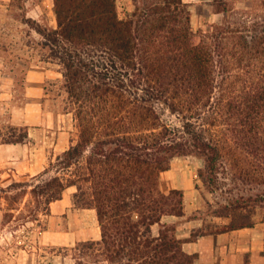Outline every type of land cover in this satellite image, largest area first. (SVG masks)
<instances>
[{
  "label": "trees",
  "instance_id": "trees-1",
  "mask_svg": "<svg viewBox=\"0 0 264 264\" xmlns=\"http://www.w3.org/2000/svg\"><path fill=\"white\" fill-rule=\"evenodd\" d=\"M131 3L119 18L116 0H53L56 27L27 20L60 74L76 138L39 174L0 188L4 215H49L73 188V206L94 210L100 230L71 249L78 264H194L163 222L184 215L182 191L160 187L174 158H203L211 186L235 168L231 207L258 208L264 222V0H213L223 18L210 31L192 28L184 0Z\"/></svg>",
  "mask_w": 264,
  "mask_h": 264
},
{
  "label": "rangeland",
  "instance_id": "rangeland-1",
  "mask_svg": "<svg viewBox=\"0 0 264 264\" xmlns=\"http://www.w3.org/2000/svg\"><path fill=\"white\" fill-rule=\"evenodd\" d=\"M184 1L191 3V25L195 31H210L211 26L223 18L222 14L214 13L213 0L209 3L204 0ZM225 1L238 9L250 5V0ZM116 6L119 18H125L133 9L131 0H116ZM32 16L35 19L38 17L41 25L55 26L53 0H0V57L4 59L6 70L15 75V101L20 106L25 101L23 82L28 70L36 66L50 70L45 74L44 87H47V91L43 88L42 96L41 116L46 123L30 127L33 134L31 147L38 154L34 164L37 171L12 178L0 176V188H7L15 181H27L29 177L39 174L76 138L71 116L63 113V97L57 95L60 74L55 67L42 61L44 52L36 46L42 39L27 23L28 17ZM64 131L70 132L68 145L59 139L60 132ZM25 133L28 134L27 128L12 127L5 117L1 118L0 142ZM234 171L235 168L220 169L218 185L211 186L206 184L208 173L203 158L176 157L171 161L169 170L162 173L160 187L167 192L171 178L177 174L175 179L182 186L179 190L183 193V204L188 207L186 215L203 222L196 231L198 234L238 228L245 222L259 224L262 219L260 209L244 211L231 207L229 203L231 197L236 199L234 195L240 186H235L231 180ZM0 172H3L2 168ZM73 190H66L61 202L51 204L49 215H38L33 220L30 215H17V212L4 215L7 204L0 197V264H66L64 258L69 263L78 264V258L71 249L83 241L77 240L83 234H94L99 231V226L94 210L73 206ZM26 199L21 207H24ZM61 205H65V208H56ZM73 232L74 239L69 240ZM82 263L89 264L86 261Z\"/></svg>",
  "mask_w": 264,
  "mask_h": 264
},
{
  "label": "crops",
  "instance_id": "crops-1",
  "mask_svg": "<svg viewBox=\"0 0 264 264\" xmlns=\"http://www.w3.org/2000/svg\"><path fill=\"white\" fill-rule=\"evenodd\" d=\"M204 1L209 3L211 0ZM28 18L40 23L38 17ZM50 26L56 27V25ZM48 71L50 70L41 66L28 70L23 82L25 101L20 106L15 101V75L6 70L4 59L0 57V120L5 117L10 126L28 129V139L24 143L0 142V168L3 170L0 176L7 175L12 178L37 171L34 164L35 156L38 154L36 149L31 147L33 134L30 127L46 123V119L41 116V111L44 78ZM59 139L68 145L70 132H60ZM175 177L171 178L168 191L182 188ZM56 208L64 209L65 205ZM187 211L188 207L185 206L183 216L168 215L163 218V222L175 226V236L181 241L182 250L194 256V264H264V222L254 224L253 227L217 233L207 232L193 238L192 236L202 227L203 222L200 219L189 218V215H186ZM68 217L72 216L68 215ZM72 235L73 237L69 240L74 239V232ZM83 236L77 240L97 241L100 239V230L94 234H83ZM64 260L66 264H75L72 261L69 263L67 258Z\"/></svg>",
  "mask_w": 264,
  "mask_h": 264
}]
</instances>
